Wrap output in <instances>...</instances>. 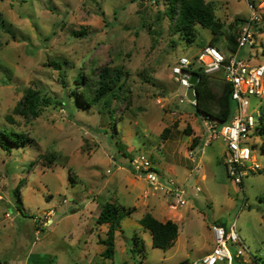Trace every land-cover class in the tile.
Here are the masks:
<instances>
[{"label":"rangeland","instance_id":"obj_1","mask_svg":"<svg viewBox=\"0 0 264 264\" xmlns=\"http://www.w3.org/2000/svg\"><path fill=\"white\" fill-rule=\"evenodd\" d=\"M247 1L261 0H203L224 26L214 47L227 59L234 56L227 37H237L245 24ZM166 11L167 0H0V131L27 139L0 148L2 264L193 261L211 251L213 223L226 231L235 223L239 237L227 244L230 261L218 264H264V137L247 141L261 169L240 186L225 172L224 142L199 153L204 114L185 98L171 69L181 57L199 69L196 58L212 34L196 25L188 43L172 30ZM262 27L240 52L252 65L264 64ZM103 69L117 78L114 91L81 105ZM79 76L83 86L75 90ZM224 83L221 73L206 82L215 98ZM28 89L43 99L36 118L21 112ZM257 102L252 98L250 108ZM209 106L217 110L215 101ZM262 109L264 101L259 114ZM135 155L145 156L161 177L185 185L186 205L170 210L161 191L133 175L128 161ZM106 204L131 213L122 219L123 232L133 235L130 250L124 254L118 241L113 258L83 245ZM146 213L179 226L169 250L154 248L149 233L133 227ZM237 251L242 254L235 258Z\"/></svg>","mask_w":264,"mask_h":264},{"label":"built area","instance_id":"obj_2","mask_svg":"<svg viewBox=\"0 0 264 264\" xmlns=\"http://www.w3.org/2000/svg\"><path fill=\"white\" fill-rule=\"evenodd\" d=\"M246 8L248 18L240 27L236 50L231 51L234 56L227 59L215 47L207 45L196 58L199 69L205 75L213 76L219 73L223 75L224 82L230 85L233 103L231 117L224 123L203 115L199 153L217 140L224 142L225 172L236 186H240L243 178L249 173H256L261 169L252 157L250 149L252 143H247V141L257 134L258 117L260 116L257 109L264 101V64L252 65L239 56L243 48L253 45L255 34L262 31L264 0L258 3L247 1ZM192 65L189 59L181 57L171 69L172 77L185 89V96L191 73L194 72ZM252 98L258 101L254 108H250ZM195 155L196 152H191L194 163L196 162ZM196 164L197 168H200L199 161ZM128 166L133 175L145 179L153 189L162 192L170 210H177L186 205L187 187L173 179L161 177L145 156H132L128 161ZM195 191L200 192V189L196 188ZM53 216L54 211H49L46 217L50 219L46 223L50 224ZM210 229L214 244L211 251L197 260L178 264H218L230 261L231 255L227 244L234 245L239 241L235 223L231 224L227 231L220 223L212 224ZM241 254V251H237L235 258Z\"/></svg>","mask_w":264,"mask_h":264},{"label":"trees","instance_id":"obj_3","mask_svg":"<svg viewBox=\"0 0 264 264\" xmlns=\"http://www.w3.org/2000/svg\"><path fill=\"white\" fill-rule=\"evenodd\" d=\"M166 17L169 20L170 27L175 33L181 34V36L191 43L194 40L195 26H199L203 29L210 30L212 37L208 42L209 46L214 47L219 41L220 36L223 35V24L215 19V16L210 7L203 2V0H167ZM3 23L2 15L0 14V27ZM207 45L203 46L206 47ZM227 50L234 51L237 48V37L229 35L227 37ZM264 55V48L262 50ZM57 69L60 68L58 64H54ZM193 71H196L193 69ZM202 71L199 74L198 82L194 86L195 92V110L206 116L217 119L221 123L229 120L233 110V103L231 100V88L230 85L224 83L222 94L219 98H215L210 89L207 87V78ZM75 88L78 90L83 86L82 77H77ZM118 80L114 78L112 74L103 69L100 73L98 82L92 87V90L86 92L89 100H80L81 105L93 104L101 99H107L109 95L114 91L117 86ZM84 91V90H83ZM75 96L76 92H72ZM77 99V97L75 98ZM79 100V99H78ZM43 102L40 99L36 91L28 89L25 92L23 98L22 114L36 118L39 115L38 107L39 103ZM216 102L217 110H210V104ZM20 104V107L22 105ZM257 134L264 137V109L260 114V122L257 126ZM27 139L22 134H16L12 131H0V148H9L12 146L24 145ZM124 154V153H123ZM129 167V166H128ZM130 211L123 208H117L114 205L106 204L100 211L96 222L98 224H107V238L103 242L106 246V250L103 253L113 255L114 250V233L120 229V222L123 218L130 215ZM139 224L143 230L147 231L151 238V244L154 248L162 250L173 247L178 237V226L176 223L167 220L160 222L152 217L150 214H144L139 220ZM0 264H2L0 260Z\"/></svg>","mask_w":264,"mask_h":264},{"label":"crops","instance_id":"obj_4","mask_svg":"<svg viewBox=\"0 0 264 264\" xmlns=\"http://www.w3.org/2000/svg\"><path fill=\"white\" fill-rule=\"evenodd\" d=\"M84 208V206H80L79 207V209H83ZM101 210V209H100ZM100 210L98 209L97 211H98V213H96V216H95V220H96V218L98 217V215H99V213H100ZM96 211V212H97ZM131 216V215H130ZM140 218V217H139ZM137 219L136 220V222L138 223V224H136V222H135V224L133 225V227L135 228V229H138V230H141L142 229V227L140 226V224H139V220L140 219ZM128 219V217H126L125 218V220H127ZM125 220H121V222H120V229L119 230H117V231H115V233H114V249L116 248V244H117V242L119 241V246H121V250L124 252V254H126V252H127V250H130L129 249V247H127V243H130L131 242V239H132V236L133 235H131L130 233L128 234V233H124L123 231H125V223L123 224V222L125 221ZM159 221V220H158ZM167 221V220H166ZM172 221V220H171ZM160 222H162V221H160ZM163 222H165V221H163ZM214 224V223H213ZM178 226V225H177ZM94 228H95V233L93 232V230H94ZM94 228H90L89 230H88V233H89V235L87 236V231L85 232V236H87V238L85 239V241L83 242V245L86 247V248H90V247H93V250H94V253H95V255L96 254H98L99 256H102L103 255V253L105 252V250H106V246H105V244L103 243L105 240H106V238L107 237H101L100 235H102V234H104L105 236L107 235V230H108V225L107 224H98L97 222L95 223V226H94ZM143 230V229H142ZM127 231V230H126ZM179 226H178V233H179ZM132 232H133V229H132ZM94 233V234H93ZM210 233H211V235H212V232H211V229H210ZM135 234V233H134ZM92 238V239H91ZM93 242V243H92ZM212 247L214 246V244H213V236H212ZM212 249V248H211ZM132 251H133V249H131ZM169 250V249H168ZM115 251V253H116V250H114ZM210 252V251H209ZM208 252V253H209ZM114 252H113V255H112V258L114 257V254H115ZM207 253V254H208ZM206 255V254H205ZM204 255V256H205ZM203 257V256H202ZM199 258H201V257H199ZM199 258H197V259H199ZM197 259H195V260H197ZM185 261H188L187 259H179L177 262H174V263H172V264H178V263H181V262H185ZM194 261V260H193ZM223 263H225V262H223ZM122 264H127V260H125Z\"/></svg>","mask_w":264,"mask_h":264},{"label":"water","instance_id":"obj_5","mask_svg":"<svg viewBox=\"0 0 264 264\" xmlns=\"http://www.w3.org/2000/svg\"><path fill=\"white\" fill-rule=\"evenodd\" d=\"M200 72H201V69H197L196 71L191 73V77L189 80V87L186 90V98L191 103H195L194 86L198 82Z\"/></svg>","mask_w":264,"mask_h":264}]
</instances>
